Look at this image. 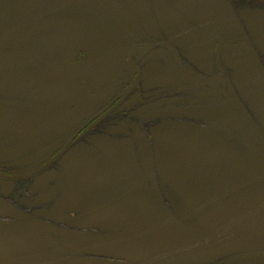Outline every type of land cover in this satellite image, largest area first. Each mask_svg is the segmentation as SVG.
Instances as JSON below:
<instances>
[{
    "label": "flooded vegetation",
    "instance_id": "flooded-vegetation-1",
    "mask_svg": "<svg viewBox=\"0 0 264 264\" xmlns=\"http://www.w3.org/2000/svg\"><path fill=\"white\" fill-rule=\"evenodd\" d=\"M45 1L0 0V264H264V0Z\"/></svg>",
    "mask_w": 264,
    "mask_h": 264
},
{
    "label": "water",
    "instance_id": "water-1",
    "mask_svg": "<svg viewBox=\"0 0 264 264\" xmlns=\"http://www.w3.org/2000/svg\"><path fill=\"white\" fill-rule=\"evenodd\" d=\"M33 5L35 8H37V10H42L44 9V11H42L39 15H29L28 17H26L21 23H20V28L25 27V26H29V25H38L40 24V20L44 19V23H49L51 26L53 25V23H55V18L54 15H56L57 13H60V11L56 12V6H54V4L45 1V0H33ZM18 32V31H15ZM15 34V33H14ZM179 188V187H178ZM180 191L182 192V194L189 200H195V194L192 190H185V188L180 189ZM258 223V221H248L244 224V226H253L256 225ZM264 223V220H262V224ZM235 239L234 237L232 238H225L223 240H220V243H224L227 242L229 240H233Z\"/></svg>",
    "mask_w": 264,
    "mask_h": 264
},
{
    "label": "rangeland",
    "instance_id": "rangeland-1",
    "mask_svg": "<svg viewBox=\"0 0 264 264\" xmlns=\"http://www.w3.org/2000/svg\"><path fill=\"white\" fill-rule=\"evenodd\" d=\"M19 4H21V0H19ZM7 7H9V8L12 9V6L11 5H8ZM2 10L5 11V12H8V9L4 5H0V15H3Z\"/></svg>",
    "mask_w": 264,
    "mask_h": 264
}]
</instances>
